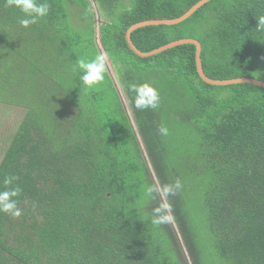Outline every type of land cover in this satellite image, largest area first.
<instances>
[{"label":"trees","instance_id":"16d2710c","mask_svg":"<svg viewBox=\"0 0 264 264\" xmlns=\"http://www.w3.org/2000/svg\"><path fill=\"white\" fill-rule=\"evenodd\" d=\"M200 1L47 0L24 28L0 0V190L17 177L23 212L0 213V264H264V88L207 84L193 44L142 58L126 38ZM260 16L264 0H213L131 38L143 53L196 39L210 79L264 81ZM99 25L127 103L107 67L82 84ZM145 83L155 109L134 106ZM165 203L171 220L152 223Z\"/></svg>","mask_w":264,"mask_h":264},{"label":"clouds","instance_id":"9594fccd","mask_svg":"<svg viewBox=\"0 0 264 264\" xmlns=\"http://www.w3.org/2000/svg\"><path fill=\"white\" fill-rule=\"evenodd\" d=\"M6 6L18 9L23 14L24 18L19 23L24 28H28L30 25L37 23L38 20L47 17L50 11V4L47 0H6ZM256 20V30L264 32V16H260ZM77 66L82 71L80 78L85 88H92L104 80L106 65L103 54L97 55L90 61L81 59L77 61ZM134 91L136 92L134 106L137 109H155L158 106L159 94L151 85L145 83L135 86ZM167 132V128L161 126L160 133L167 135ZM17 179L15 176H6L3 181L4 188L0 190V213L8 214L13 218H19L23 214L22 209L18 206V198L21 195L22 189L16 184ZM174 187L176 189L181 187L179 180L176 181ZM149 191L151 192L152 189H149ZM171 192H173L171 186H165L162 190V194L165 197ZM170 212V204L165 203L161 205V207L155 209V218L152 220V223L163 224L169 222L171 220Z\"/></svg>","mask_w":264,"mask_h":264},{"label":"water","instance_id":"95a60500","mask_svg":"<svg viewBox=\"0 0 264 264\" xmlns=\"http://www.w3.org/2000/svg\"><path fill=\"white\" fill-rule=\"evenodd\" d=\"M213 0H201L200 2H198L195 6H193L186 14H184L183 16L177 18V19H163L161 20H151V21H145V22H141L138 24L133 25L131 28H129L127 30L126 33V38H127V42L129 47L133 50V52H135L138 56L142 57V58H148V57H152L155 56L157 54L163 53L169 49L175 48L177 46L180 45H185V44H193L197 47V52H196V61H197V69H198V73L201 77V79L206 82L207 84L210 85H216V86H227V85H232V84H253V85H257L259 87L264 88V81L258 80V79H253V78H239V79H232V80H213L210 79L206 73L204 72L203 69V65H202V45L201 43L196 40V39H182V40H178L175 42H172L170 44H167L163 47H159L158 49L150 52V53H143L142 51H140L132 42V33L140 28L143 27H147V26H157V25H167V26H173V25H178L183 23L184 21H186L187 19H189L194 13H196L200 8H202L203 6H205L206 4H208L209 2H211ZM97 12L98 9L96 8ZM101 23V22H100ZM99 23V24H100ZM101 27L100 25L98 26V30H97V37H96V42L99 45V49L101 51V53L105 56V64L106 67L109 71V73L111 74L114 83L118 89L119 95L121 97V99L124 100V102L127 103V100L125 99V97L123 96V93L121 91V88L118 86L116 78L114 76V69L111 63V60L106 52L105 46L102 43V38H101Z\"/></svg>","mask_w":264,"mask_h":264},{"label":"rangeland","instance_id":"374dc122","mask_svg":"<svg viewBox=\"0 0 264 264\" xmlns=\"http://www.w3.org/2000/svg\"><path fill=\"white\" fill-rule=\"evenodd\" d=\"M73 11H75V7L73 8ZM76 21H78V19L76 20ZM80 23V22H79ZM8 108H10V107H8ZM3 111V109H1L0 110V112H2ZM12 114H15V115H20V116H22L23 115V113L21 112V109H14V111L13 112H11Z\"/></svg>","mask_w":264,"mask_h":264}]
</instances>
